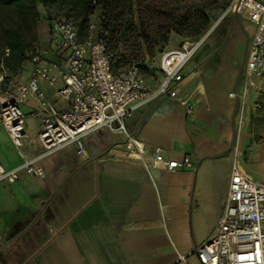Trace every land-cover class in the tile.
Wrapping results in <instances>:
<instances>
[{"label":"crops","instance_id":"obj_1","mask_svg":"<svg viewBox=\"0 0 264 264\" xmlns=\"http://www.w3.org/2000/svg\"><path fill=\"white\" fill-rule=\"evenodd\" d=\"M243 18L251 37L254 27ZM221 40L187 64L178 86L193 102V115L161 96L124 120L147 152L158 146L166 157L188 156L192 165L146 170L111 150L125 141L121 132H89L83 156L69 144L39 162L44 177L23 173L15 183L0 182V264H200L193 250L217 228L232 164L264 183V126L239 127V100L228 96L240 88L241 70L232 63L239 36L220 46ZM214 59L225 66L224 78L209 70ZM204 62L201 78L197 66ZM259 93H248L246 117L256 115ZM41 151L35 142L25 152Z\"/></svg>","mask_w":264,"mask_h":264},{"label":"built area","instance_id":"obj_2","mask_svg":"<svg viewBox=\"0 0 264 264\" xmlns=\"http://www.w3.org/2000/svg\"><path fill=\"white\" fill-rule=\"evenodd\" d=\"M227 14L245 17L254 27L240 73L239 91L228 96L239 100V127L249 120L245 101L251 89L264 90V0H229L216 21L195 38H184L178 47L167 49L159 57L160 79L152 84L136 63L118 69L108 48V31L101 24L99 13L88 16L84 33L78 20L53 16L50 19L49 41L56 58H47L36 47L30 55V73L26 79L8 72L0 64V129H3L21 162L11 168L0 163V182L15 183L20 172L30 177H44L40 161L49 154L74 144L77 154H85L83 138L89 132L106 127L119 131L125 141L111 148L113 153L139 161L146 170L163 168L175 171L190 167L191 159L166 157L160 147L147 152L125 128L124 120L133 110L166 96L175 100L187 116L194 113V104L178 86L187 64L210 33ZM8 48L4 56H8ZM56 96L67 105L58 107L46 98L42 85L53 87ZM28 98L40 108V130L36 144L41 153L29 156L25 151V116L23 104ZM115 148V150H114ZM236 149V148H235ZM193 253L200 264H264V183L248 178L235 162L215 232L198 244Z\"/></svg>","mask_w":264,"mask_h":264},{"label":"rangeland","instance_id":"obj_3","mask_svg":"<svg viewBox=\"0 0 264 264\" xmlns=\"http://www.w3.org/2000/svg\"><path fill=\"white\" fill-rule=\"evenodd\" d=\"M131 1L132 7L131 11L128 13V19L132 21V28L125 30L121 27V30L118 31V33H116L115 35V44L112 46L113 51L118 55L119 58L117 68L124 69L129 64L136 63L141 67L143 74L148 79V81H150L152 84H155L160 79V55L167 49H173L178 47L180 42L184 38H186V35L182 33H177L172 28L167 30L165 36L162 35V30L157 26L158 17H156L148 10V7H151V5L157 3L156 0ZM164 1L172 7L181 5L171 0ZM165 2L163 4H165ZM36 11L38 13V16L36 19V23L33 26L32 32L31 34H29L28 39L30 45H36L42 48L45 51L46 57L52 59L54 50L49 41V18L53 16H62L63 12L57 10L53 6H43L41 4L36 5ZM221 13L219 14V16L221 15ZM216 19L214 20V22L216 21ZM141 26H143L142 29ZM223 34L224 38L221 37L223 36ZM237 36H239V43L236 46L232 63L238 66L240 71L245 60L244 55L246 52V43L250 38V32L247 31L246 20L243 17L234 14H227L223 19L219 21L215 29L210 33L203 45L199 48V50L195 53L191 60H193L194 58L200 59V56L205 51V48L207 46L208 48L212 47V45L215 44L217 40L222 39L220 44L221 46L225 42H229L231 40L236 39ZM214 60L217 61H212L211 63L209 62V64H212L209 65L211 67L209 70L213 71L214 76L216 75L217 77L219 76V78H224L223 76H226V73H224L226 72L225 66H222L221 60ZM0 64L8 72L18 74L21 79H26L30 73L31 65L28 59H21L20 61H17L15 67L12 70L7 69L3 62H0ZM197 67V72H199L201 78H204L203 69L204 67H207L205 66V62L201 63ZM206 69H208V67L205 68V70ZM223 73L224 75H222ZM59 85L60 81H57L53 87L42 85V89L50 97H57L55 94V89ZM232 90L239 91V88L235 87ZM254 97H256V99L253 100V106L257 107L256 115L251 116L246 123L248 126L252 127H263L264 93L256 94L254 95ZM22 109L25 116V134L23 137L24 147L22 148V151H26L28 148H32L35 145L36 137L40 130L38 115L40 108L38 107L36 102L27 99L26 104L22 106ZM30 111H32V113ZM19 158L20 156L11 144L7 133L3 129H0V162L13 163L17 162ZM23 173L25 172H20L21 175H23Z\"/></svg>","mask_w":264,"mask_h":264},{"label":"trees","instance_id":"obj_4","mask_svg":"<svg viewBox=\"0 0 264 264\" xmlns=\"http://www.w3.org/2000/svg\"><path fill=\"white\" fill-rule=\"evenodd\" d=\"M156 1L157 3L148 7V10L158 17L157 26L162 30V35L165 36L167 30L172 28L190 38H195L208 29L229 2L171 0L181 4L172 7L164 0ZM38 4L55 7L63 12V18L78 20L81 34L86 30L90 14L102 15L101 24L108 31V48L113 53L117 67L119 58L112 46L121 27L125 30L132 28V21L128 19L132 7L131 0H0V62H3L7 69L12 70L21 59H28L30 62L31 52L38 47L30 45L28 39L36 23ZM5 48L9 50L8 56H4Z\"/></svg>","mask_w":264,"mask_h":264},{"label":"flooded vegetation","instance_id":"obj_5","mask_svg":"<svg viewBox=\"0 0 264 264\" xmlns=\"http://www.w3.org/2000/svg\"><path fill=\"white\" fill-rule=\"evenodd\" d=\"M239 77H240V74H239Z\"/></svg>","mask_w":264,"mask_h":264}]
</instances>
